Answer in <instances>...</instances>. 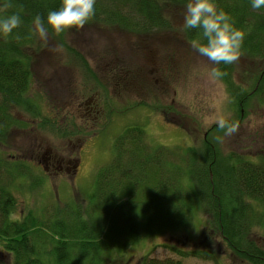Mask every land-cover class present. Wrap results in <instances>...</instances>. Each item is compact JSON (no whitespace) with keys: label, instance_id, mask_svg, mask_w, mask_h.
Listing matches in <instances>:
<instances>
[{"label":"rangeland","instance_id":"obj_1","mask_svg":"<svg viewBox=\"0 0 264 264\" xmlns=\"http://www.w3.org/2000/svg\"><path fill=\"white\" fill-rule=\"evenodd\" d=\"M186 4L166 6L163 29L138 33L89 21L83 29L59 36L49 29L46 47L35 36L28 48L21 47L20 55L27 59L30 73L28 93L39 115L15 110L19 123L0 148L7 159L15 155L30 162L33 176L28 183L20 177L15 184L12 218L48 217L64 205L83 215L91 203L95 172L112 159L111 145L123 128L133 124L142 128L153 148L173 149L183 155L195 147L199 154L209 144L212 148L208 150L222 166L228 167L235 157L264 161V102L250 83L245 86L248 78L243 72L250 67L249 61L239 59L226 66L235 68L229 82L240 89L236 95L223 77L211 80L210 69L225 65L212 64L191 47L182 31ZM91 92L105 97L106 101L98 102L107 109L116 102L113 113L108 116L106 110L107 121L105 117L93 121L84 106L78 108ZM229 114L239 122V130L225 137L216 120ZM73 130L79 131V142L85 137L88 142L78 156V173L51 169L49 176L42 172L36 158L48 150L50 156L71 151L67 134ZM213 224L211 215L199 211L177 228L155 226L139 241L101 256L104 264H137L144 255L176 256L182 264H248L230 253L217 232H210ZM250 235L264 249V231ZM172 249L189 255L179 257Z\"/></svg>","mask_w":264,"mask_h":264},{"label":"trees","instance_id":"obj_2","mask_svg":"<svg viewBox=\"0 0 264 264\" xmlns=\"http://www.w3.org/2000/svg\"><path fill=\"white\" fill-rule=\"evenodd\" d=\"M10 2L13 7L7 14L18 12L22 25L11 36H0V148L19 123L15 110L39 115L28 93L27 59L19 50L28 48L33 40V19L40 15L46 24L48 12L62 4V0ZM187 2L96 0L91 22L145 33L166 27L162 14L167 5ZM215 2L232 17L236 28L246 32L240 59L248 60L250 67L243 72L248 78L244 84L250 83L264 102V8L254 10L251 0ZM3 3L0 0V5ZM185 35L190 41L203 39L199 30L185 31ZM231 65L219 68L227 73L223 78L236 95L240 89L229 82L235 68L226 67ZM114 103L107 109L108 116L114 112ZM129 126L111 145L112 159L95 172L91 203L83 215L81 210L64 205L48 217L12 218L15 184L20 177L28 183L33 176L30 162L15 155L7 159L0 149V264H104L101 255L105 251L139 241L155 226L177 228L199 211L212 216L210 232L218 233L231 254L248 264H264V249L250 235L264 231V161L235 157L228 167L222 166L208 150L209 144H204L202 153L192 147L181 155L177 150L153 148L141 127ZM172 250L182 258L189 255ZM137 264L182 263L176 256L144 255Z\"/></svg>","mask_w":264,"mask_h":264},{"label":"clouds","instance_id":"obj_3","mask_svg":"<svg viewBox=\"0 0 264 264\" xmlns=\"http://www.w3.org/2000/svg\"><path fill=\"white\" fill-rule=\"evenodd\" d=\"M95 5L96 0H62L58 10L48 12L47 26L40 15L33 19L31 34L46 47L49 29L56 36L72 29H83L94 18ZM12 7L10 0H4L0 5V36L9 37L22 25L18 12L7 14ZM251 7L254 10L264 8V0H251ZM188 30L200 31L203 39H193L191 47L214 65H231L243 55L246 32L235 27L232 17L219 9L215 0H188L182 31ZM226 74L220 68L213 67L209 71V78L216 81ZM216 123L225 137H230L239 130V122L232 120L230 114L220 116Z\"/></svg>","mask_w":264,"mask_h":264},{"label":"flooded vegetation","instance_id":"obj_4","mask_svg":"<svg viewBox=\"0 0 264 264\" xmlns=\"http://www.w3.org/2000/svg\"><path fill=\"white\" fill-rule=\"evenodd\" d=\"M100 99L106 101L105 97L100 98V94L98 92H91V94L88 95L86 99H84L82 104L78 105V108L84 106V110L86 114L89 115L91 119H93V121H100L105 117L107 110V108L104 105L99 104L98 101ZM104 119H106V117ZM71 132L73 133L72 135L70 134L72 137L71 138L67 137L68 144L71 147V151L56 152L52 154V156H50L48 152L50 150H48L45 153V155H42L40 157V159L39 157L36 158V162H39L42 165V172L44 171L49 176L52 175L51 169L57 173H66V174L70 173L74 175L78 173L79 162H80L78 156L81 154V152H84L85 148L88 145V142L86 137L84 138L83 141L80 142L78 141L80 138L79 131L73 130ZM49 161H53L55 166H51ZM48 164L51 167H49Z\"/></svg>","mask_w":264,"mask_h":264}]
</instances>
